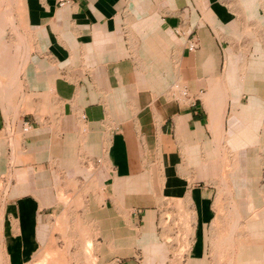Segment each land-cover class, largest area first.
Instances as JSON below:
<instances>
[{"label":"crops","instance_id":"1","mask_svg":"<svg viewBox=\"0 0 264 264\" xmlns=\"http://www.w3.org/2000/svg\"><path fill=\"white\" fill-rule=\"evenodd\" d=\"M226 213L264 264V0H0V264L67 214L92 257L48 262L207 264Z\"/></svg>","mask_w":264,"mask_h":264},{"label":"rangeland","instance_id":"2","mask_svg":"<svg viewBox=\"0 0 264 264\" xmlns=\"http://www.w3.org/2000/svg\"><path fill=\"white\" fill-rule=\"evenodd\" d=\"M180 98L182 94L180 93ZM249 215H241L234 213L226 214H216L212 218L210 233V251L208 254L212 257L207 258V264H232L234 257H219V245L220 243L227 244L228 247H232L235 241V233L237 232V227H241L238 222H243L247 220ZM170 215H168V218ZM54 230L60 233L59 238L61 239L63 245L61 249H56L51 253L43 254L38 264H69V261L64 260L63 258L56 259L55 261L48 262L46 257H69L77 254L81 257H92V246H91V231L87 228L85 223L81 221L78 215H66L65 220L61 223L55 220ZM166 239L170 243V237L167 236ZM65 243V244H64ZM72 244L77 245L76 250H71L70 247ZM182 250L180 249V253ZM179 253V254H180ZM229 253V251H228ZM87 264H90L87 263ZM167 264H181V257H174Z\"/></svg>","mask_w":264,"mask_h":264},{"label":"built area","instance_id":"3","mask_svg":"<svg viewBox=\"0 0 264 264\" xmlns=\"http://www.w3.org/2000/svg\"><path fill=\"white\" fill-rule=\"evenodd\" d=\"M67 1H69V0H58V4H63V3H65V2H67ZM195 47H196V41H194V40H190L189 43L187 44V48H188L189 50H191V49H194ZM181 93L184 95V94L186 93V90L183 89V90L181 91ZM29 128H30V124H29L27 121H25L24 124H23V129H24V130H27V129H29Z\"/></svg>","mask_w":264,"mask_h":264}]
</instances>
